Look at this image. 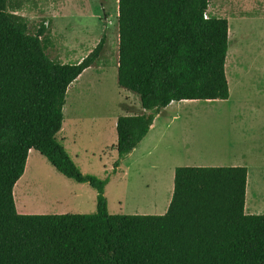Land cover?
Here are the masks:
<instances>
[{
    "label": "trees",
    "instance_id": "1",
    "mask_svg": "<svg viewBox=\"0 0 264 264\" xmlns=\"http://www.w3.org/2000/svg\"><path fill=\"white\" fill-rule=\"evenodd\" d=\"M0 0V264H264V214L244 211L247 168L177 166L162 214H111L107 178L81 173L57 138L69 84L100 56L50 58V30L34 33ZM210 0H118L117 83L142 113L117 117L114 167L174 101L229 97L228 21L204 17ZM9 7L12 8L9 10ZM30 150L63 176L96 192L93 213L25 214L13 187Z\"/></svg>",
    "mask_w": 264,
    "mask_h": 264
},
{
    "label": "rangeland",
    "instance_id": "2",
    "mask_svg": "<svg viewBox=\"0 0 264 264\" xmlns=\"http://www.w3.org/2000/svg\"><path fill=\"white\" fill-rule=\"evenodd\" d=\"M235 3L210 0L207 11L226 18L231 29L225 59L229 97L160 109L146 136L117 167L116 118L144 111L138 96L117 83V0H23L14 10L31 33L41 22L49 28L46 53L65 63H77L105 34L97 61L68 86L57 138L81 173L107 178L111 214L164 213L177 166L234 165L248 169L245 204L254 210L246 212L264 214V0L258 6ZM13 197L17 211L25 214L96 210L92 187L63 176L35 150L28 153Z\"/></svg>",
    "mask_w": 264,
    "mask_h": 264
},
{
    "label": "crops",
    "instance_id": "3",
    "mask_svg": "<svg viewBox=\"0 0 264 264\" xmlns=\"http://www.w3.org/2000/svg\"><path fill=\"white\" fill-rule=\"evenodd\" d=\"M229 2H231V3H234L235 5H237V3H235L236 1H242V3H243V5L244 4H257V6L260 4V0H228ZM117 2H118V0H117ZM118 6V5H117ZM209 7V6H208ZM207 11H208V9H207ZM243 14V13H242ZM206 15H207V12H206ZM240 15H241V13H240ZM208 16V15H207ZM228 21V20H227ZM230 32H231V29H229V26H228V39H229V37H230ZM76 34V33H75ZM50 35H51V31H50ZM76 36H74V38H75ZM101 37V36H100ZM75 39H78V38H75ZM78 42V41H77ZM98 42H96V43H94L93 45H95L96 46V44H97ZM94 46V47H95ZM81 59H79V61H80ZM62 62V61H61ZM63 63H65V62H63ZM117 64H118V61H117ZM76 80V79H75ZM122 96V95H121ZM183 101H186V100H183ZM177 102H180V101H174V102H171L168 106H172V105H174L175 103H177ZM122 103V102H121ZM116 120H117V118H116ZM115 125H116V122H115ZM135 149V148H134ZM133 149V150H134ZM246 167V166H245ZM247 168V167H246ZM174 172V171H173ZM174 174V173H173ZM248 181H249V177H248V169H247V182H246V192L248 193ZM173 187V186H172ZM172 193V192H171ZM245 198H246V196H245ZM246 203V202H245ZM168 204H169V202H168ZM168 206V205H167ZM22 209H24V208H22ZM246 210H247V212L248 213H251V212H253V210H254V208H251V207H247V205L245 204L244 205V211H245V213H247L246 212ZM247 213V214H248Z\"/></svg>",
    "mask_w": 264,
    "mask_h": 264
},
{
    "label": "built area",
    "instance_id": "4",
    "mask_svg": "<svg viewBox=\"0 0 264 264\" xmlns=\"http://www.w3.org/2000/svg\"><path fill=\"white\" fill-rule=\"evenodd\" d=\"M204 17L206 18V17H208V16L205 14V16H204Z\"/></svg>",
    "mask_w": 264,
    "mask_h": 264
}]
</instances>
